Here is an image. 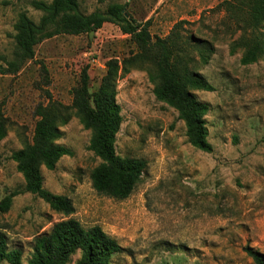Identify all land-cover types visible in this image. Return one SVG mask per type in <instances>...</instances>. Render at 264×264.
<instances>
[{
  "label": "rangeland",
  "instance_id": "374dc122",
  "mask_svg": "<svg viewBox=\"0 0 264 264\" xmlns=\"http://www.w3.org/2000/svg\"><path fill=\"white\" fill-rule=\"evenodd\" d=\"M35 2L51 0H0V65L7 66L16 49L14 26L21 13L35 22L43 15ZM227 2L233 0H79L83 15L104 12L113 3L124 5L137 22L149 20L152 38L165 37L183 21L184 36L214 46L208 63L196 67L214 90L194 91L210 106L204 118L211 152L187 142L184 121L155 98L145 70L118 73L122 121L115 150L147 163L127 198L92 187L90 172L100 159L88 149L90 131L79 119L73 116L60 127L57 143L70 154L53 170L41 169L43 187L72 200L70 216L86 227L101 226L117 240L122 250L109 264H253L243 247L264 252V60L242 64L240 49L230 53L240 30ZM134 50L130 36L106 21L96 30L44 39L19 71L0 74V109L9 121L0 140V199L23 188L11 154L31 140L37 106L49 95L69 105L83 69L94 91L105 62ZM65 218L43 199L20 192L0 213V228L8 248L22 249L21 264H27L34 238ZM79 255L75 252L68 264H76Z\"/></svg>",
  "mask_w": 264,
  "mask_h": 264
},
{
  "label": "trees",
  "instance_id": "16d2710c",
  "mask_svg": "<svg viewBox=\"0 0 264 264\" xmlns=\"http://www.w3.org/2000/svg\"><path fill=\"white\" fill-rule=\"evenodd\" d=\"M233 9L234 21L240 30L230 44V53L241 50L240 62L250 64L264 60V0H233L227 2ZM43 15L35 22L21 13L15 23L16 49L7 66L0 65V74H13L34 57V47L44 39L58 34L78 35L96 30L106 21L119 26L130 36L135 50L121 60L110 58L99 86L90 91L89 76L81 71L78 84L71 89V103L63 104L49 95L45 104L36 108L37 120L31 140L12 152L11 159L21 173L24 185L21 191L12 190L0 199V213L7 212L13 197L28 192L43 199L50 208L66 216L55 222L47 233L36 236L27 264H68L79 251L76 264H109L122 248L117 240L101 226H84L70 216L74 212L72 200L43 187L41 169L53 170L59 159L70 154L69 149L57 143L60 127L73 116L90 131L88 149L100 159L91 169L92 187L101 194L116 199L127 198L146 168V161L138 157H122L116 153L115 141L122 121L121 108L116 102L118 73L132 68L143 69L153 83L155 98L173 107L184 121L187 142L193 147L211 152L204 116L210 106L197 99L195 90L213 91L214 86L196 69L208 63L214 52L213 44L181 32L183 21L177 22L165 37H155L149 30V20L141 23L129 17L124 5L113 3L104 12L83 15L79 0H51L35 2ZM44 71L45 68L42 66ZM9 121L0 109V140L6 135ZM253 264H264V252L250 245L243 247ZM22 249L8 248L5 233L0 228V262L21 264Z\"/></svg>",
  "mask_w": 264,
  "mask_h": 264
},
{
  "label": "crops",
  "instance_id": "0c3cea01",
  "mask_svg": "<svg viewBox=\"0 0 264 264\" xmlns=\"http://www.w3.org/2000/svg\"><path fill=\"white\" fill-rule=\"evenodd\" d=\"M263 252V251H262Z\"/></svg>",
  "mask_w": 264,
  "mask_h": 264
}]
</instances>
